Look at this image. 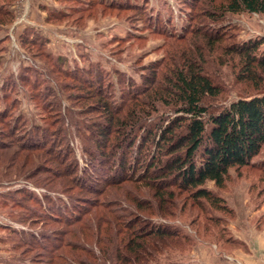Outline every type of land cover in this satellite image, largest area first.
Returning <instances> with one entry per match:
<instances>
[{
  "label": "rangeland",
  "instance_id": "374dc122",
  "mask_svg": "<svg viewBox=\"0 0 264 264\" xmlns=\"http://www.w3.org/2000/svg\"><path fill=\"white\" fill-rule=\"evenodd\" d=\"M225 2L0 0V264H48L42 247L52 249L61 236L70 245L60 249L58 264H105L94 257L97 242L124 237L133 218L174 232L162 241L159 264H264V146L251 165L232 168L223 187L206 184L224 207L189 193L160 204L145 182L96 193L78 186L84 173L102 182L124 176L104 155L109 151H100L104 141L119 144L125 130L94 109L91 90L124 118L127 97L146 76L192 58L222 89L210 101L214 108L255 92L237 80L238 58L228 50L264 37V15L225 12ZM101 126L107 139L97 136ZM140 143L126 155L122 147L117 163L135 164ZM30 145L49 150L31 152Z\"/></svg>",
  "mask_w": 264,
  "mask_h": 264
},
{
  "label": "trees",
  "instance_id": "16d2710c",
  "mask_svg": "<svg viewBox=\"0 0 264 264\" xmlns=\"http://www.w3.org/2000/svg\"><path fill=\"white\" fill-rule=\"evenodd\" d=\"M223 10L233 14L247 11L264 15V0H227ZM211 38L208 37L214 42ZM215 38L217 41L223 39L221 36ZM263 47L264 37H261L233 44L229 48L228 52L238 58L237 80L253 87L255 92L241 95L220 108H214L210 101L220 95L221 87L192 58L178 63L174 69L162 72L160 76L158 72L155 74L156 69L146 76L139 93L133 92L127 97L124 118L116 116L120 109L105 100L101 92L91 90L87 96L96 102L94 109L103 113L110 126H114L115 122L121 123L119 129L125 130H121L122 139V132L118 136L121 143L118 141L119 144L114 147H107L104 141L100 151H109L110 154L104 155H109V163L116 164L115 167L121 169L124 176L103 178L102 182L99 177L85 176L84 173L86 178L80 177L79 180L83 181H79L78 186L82 188L86 185L83 189L96 193L105 192L107 186L123 181L145 182L154 190L160 204L177 194L189 193L193 199H205L212 206L224 207L223 199L206 184L212 181L216 186L223 187L230 170L251 165L264 146ZM61 61L62 58L58 57L55 63L58 65ZM141 94L144 96L139 99ZM97 129L98 138L107 139L109 130L105 126ZM137 140L141 143L136 163L131 164L126 158L124 163H117L115 157L118 151L125 147L126 155ZM35 147L30 145L28 149L31 152L43 151L42 148L46 150L43 152L49 150L45 146ZM88 155L91 157L93 154L89 152ZM2 156L6 155H0L1 160ZM72 166L75 172V163ZM115 167L110 164L111 169ZM72 169L68 168L66 177H70ZM72 179L76 181V177ZM84 179H88L90 184ZM96 183H101L102 188H96ZM137 205L141 207L140 202ZM132 221L126 225L119 222L117 233L125 228L124 237L110 238L108 244L99 239L100 254L94 257L105 264H159L158 252L164 244L162 241L172 237L174 232L166 227L149 228L140 218H133ZM76 223L92 227L89 222ZM36 241L33 235L32 243ZM68 241L66 236H61L50 245L52 249L42 247L48 254V264H58L56 260L60 257V249L68 247Z\"/></svg>",
  "mask_w": 264,
  "mask_h": 264
}]
</instances>
